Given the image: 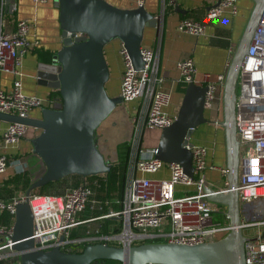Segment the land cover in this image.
Here are the masks:
<instances>
[{
	"label": "built area",
	"instance_id": "obj_1",
	"mask_svg": "<svg viewBox=\"0 0 264 264\" xmlns=\"http://www.w3.org/2000/svg\"><path fill=\"white\" fill-rule=\"evenodd\" d=\"M7 1L0 0V73H11L13 81L9 89L0 87V112L29 117L34 109L51 106L60 97L55 93L43 99L23 92L22 60L27 52L38 46L39 41L28 37L32 23L29 19L17 20L10 31L3 29ZM48 1L33 0L35 4ZM214 1L206 12L207 19L218 17L226 9L233 14L237 12V0ZM135 3L136 7L144 6L145 0H135ZM177 3L178 0H159L158 10L153 14L156 29L153 43L140 46L144 62L141 69H135L126 49L122 44L119 47L123 64L119 105L122 107L137 101L128 116L129 152L123 172L122 197L118 198L121 208L116 211L107 209L110 201L99 197L100 178H105L103 174L94 178L80 176L76 186L71 185V178L69 185L58 194H38L32 191L26 196V189L20 185L15 186L16 190L13 189L11 196H0L1 263H21L20 252L12 248V235L16 206L26 199L33 215L31 237L38 250L47 251L57 246L62 251L77 252L83 244L95 242L124 247L144 242L193 245L215 241L229 232L231 227L227 213H224L227 219L225 223L214 221L212 214L217 211L211 206L205 192V187L214 189L204 176L208 167L206 146L194 144L191 136L184 138L182 147L189 150L192 157L194 176L189 177L180 164L157 159V146L145 148L141 143L144 129L162 130L176 118V115L164 110L169 104L170 94L162 88L164 76L159 71V60L163 20L167 10ZM177 29L200 36L205 33V24L184 17L179 20ZM68 35L72 39L85 36L82 32ZM176 68L178 81L184 86L189 83L206 86L204 110H211L217 84L224 81V75L219 74L213 78L210 73L203 72L202 77L197 78V68L190 56L179 60ZM215 124H219V121L215 120ZM235 127L240 157L236 189L240 204V228L246 238L245 263L264 264V8L236 81ZM29 129L38 130L20 122L0 120V174L10 167H14L16 173L28 170L26 157L17 156L10 149H18ZM163 168L168 170L166 176H151ZM210 168L218 170L222 176L228 173L226 166L210 165ZM85 211L92 214L80 218ZM105 219L114 220L109 223L108 233L102 232V221ZM92 222L94 225L83 236H71L74 228Z\"/></svg>",
	"mask_w": 264,
	"mask_h": 264
},
{
	"label": "water",
	"instance_id": "obj_2",
	"mask_svg": "<svg viewBox=\"0 0 264 264\" xmlns=\"http://www.w3.org/2000/svg\"><path fill=\"white\" fill-rule=\"evenodd\" d=\"M13 1V0H11ZM59 9L62 46L50 61L37 65V82L58 91L59 100L39 109V116L19 117L0 112V120L20 122L39 133L30 139L32 152L43 163V172L34 178L25 195L49 182L77 174L107 173L109 162L98 148L95 132L98 126L120 104L121 98L110 96L106 83L110 71L104 46L117 39L126 49L135 69L144 62L140 55L144 30L154 27L153 13L144 6L120 8L107 0H54ZM219 2V1H218ZM264 3L257 2L225 74L222 95L225 132L226 186L205 187L207 199L226 206L230 230L225 236L199 244L144 242L128 247L95 242L80 252L62 251L59 247L38 250L31 237L33 215L26 199L16 206L12 235L20 264H92L96 260H115L122 264H246L245 236L240 228L238 180L240 175L239 141L235 127L236 81L241 63L259 20ZM175 11L183 12L179 7ZM85 36L72 39L68 33ZM206 86L189 83L174 122L161 130L155 157L167 163H178L193 177L191 152L182 147L185 137L208 119L204 114Z\"/></svg>",
	"mask_w": 264,
	"mask_h": 264
},
{
	"label": "crops",
	"instance_id": "obj_3",
	"mask_svg": "<svg viewBox=\"0 0 264 264\" xmlns=\"http://www.w3.org/2000/svg\"><path fill=\"white\" fill-rule=\"evenodd\" d=\"M111 4L120 8L136 7L135 0H107ZM214 0H178L176 6H179L183 12L175 11V7L169 8L163 20L161 34V50L159 60V71L164 76L162 88L170 94L169 104L164 110L172 115H176L180 107L183 92L180 87L184 84L178 81V71L176 63L190 56L197 68V78L202 77L203 72H208L213 78L223 74L225 78L231 58L236 47L244 33L245 27L253 13L257 2L264 3V0H237V12L232 13L229 9L223 11L221 15L214 19H207L206 12L214 4ZM159 0H145L144 7L150 13H156ZM59 9L54 0L43 4H35L33 0H8L4 17L5 31H10L19 19L31 20L28 37L31 40H38L39 44L34 49L25 54L21 64L22 87L23 92L30 95H37L47 99L55 94V90L37 82V65L39 62L50 61L55 52L62 46L61 29L58 20ZM191 18L205 24V33L200 36H194L186 32L179 31L177 24L182 18ZM156 34L154 27H147L144 30L142 45L150 46L153 43ZM120 42L117 39L112 40L104 46V53L109 65V79L106 83V90L110 96H117L120 89V76L123 69L122 58L119 54ZM13 75L8 72L0 73V87L9 89L12 85ZM223 82L217 84L213 108L205 110L206 123L198 125L191 134V140L194 144L204 145L207 148L206 160L208 167L204 171L206 180L214 189H221L226 186L227 175L222 176L216 169L210 168V165L218 167L226 166V146L225 132L221 125L223 121L222 95ZM137 101L126 103L122 106L125 110V118L134 110ZM30 116H39V109L31 111ZM215 120L219 124H215ZM114 125L116 124L113 122ZM38 130L29 129L25 138L19 143L18 149H10V152L17 156L26 157L28 162V183L43 172V163L41 159L32 152L30 139L36 136ZM129 133V127L127 136ZM157 146V143H151L145 148ZM20 157V160L22 161ZM16 173L14 167H10L3 174H0V196H11L13 187L6 188L3 181L8 176ZM161 173V175H158ZM168 174V170L163 168L152 174V177H163ZM158 175V176H157ZM61 183H64L61 182ZM10 187V186H9ZM23 188V187H22ZM21 188V189H22ZM25 189V188H23ZM189 189V188H185ZM182 190V189H179ZM178 190V194H180ZM103 199V198H102ZM119 202L118 199H115ZM92 213L85 211L81 213L80 218L90 216ZM114 220L102 221V232L104 225ZM94 223H86L74 228L71 235L80 237L85 234L88 228Z\"/></svg>",
	"mask_w": 264,
	"mask_h": 264
},
{
	"label": "rangeland",
	"instance_id": "obj_4",
	"mask_svg": "<svg viewBox=\"0 0 264 264\" xmlns=\"http://www.w3.org/2000/svg\"><path fill=\"white\" fill-rule=\"evenodd\" d=\"M124 113L125 110L120 105H118L115 108V110L112 111L110 115L98 126L95 132L98 148L103 153L104 157L109 162L112 163L113 166L112 177L115 176L116 179H119L122 176V170H123V164H119L120 157H119L118 146L124 141L127 142L128 139L127 134L125 136L120 135V133H122L124 128V127L121 128L123 124L122 123L123 119L120 118V116H124L125 115ZM113 122H115L116 124L114 125ZM160 133L161 130L150 129V128L144 129L141 135L142 146L147 147L151 143H155V142L158 144ZM115 135L117 137H115ZM158 175H161V173H159ZM71 178H72L71 176L65 177L63 179L64 183H54L47 191L49 193H58L62 191L65 187L69 185V181ZM210 204L211 206L215 207L217 211L212 214L213 220L216 222L225 223L227 221L226 216L224 214L226 212V206L211 201ZM253 230L249 229L248 231H253ZM248 231L245 232L248 233ZM106 264H116V263L108 262Z\"/></svg>",
	"mask_w": 264,
	"mask_h": 264
},
{
	"label": "trees",
	"instance_id": "obj_5",
	"mask_svg": "<svg viewBox=\"0 0 264 264\" xmlns=\"http://www.w3.org/2000/svg\"><path fill=\"white\" fill-rule=\"evenodd\" d=\"M180 89H181V92H184L185 86L183 85L182 87H180ZM55 93L57 95H59L58 91H55ZM118 149H119V157H120V163L119 164H123L122 176L119 179H116L115 176L112 177L113 166L111 165V169L107 173H103L105 178L104 179L100 178V183H101L100 186L101 187H100V194H99V197L110 201V203L107 205V209H112L115 211L119 210L121 208V203L116 202L115 199L122 197V185H123V175H124L123 172L125 171V167H126V163H127V159H128L129 145L127 144V142L124 141L123 143H121L118 146ZM69 176H71L73 179L71 185L76 186L79 184L78 178L82 175L73 174V175H69ZM87 177L94 178V177H100V175L99 174L88 175ZM64 178L59 179L57 181L49 182L40 188L34 189L33 192L38 193V194H47V193H49L47 190L50 189V187L54 183H61V182H63ZM3 184L6 188L8 187L9 189H11V185L13 187H15V186L18 187L20 185L26 189L29 186L27 172L24 171V172H20V173H14V174L8 176V178H6L3 181ZM58 193H55V194H58ZM104 226H105L103 228L104 233H108L109 230H108L107 224H105ZM71 236L75 237L74 234H72ZM84 246H85V244H83L80 247V249L77 250V252H80L84 248ZM108 262H113L116 264H122V263L115 261V260H96V261L92 262V264H106ZM0 264H4V263L0 262Z\"/></svg>",
	"mask_w": 264,
	"mask_h": 264
},
{
	"label": "bare ground",
	"instance_id": "obj_6",
	"mask_svg": "<svg viewBox=\"0 0 264 264\" xmlns=\"http://www.w3.org/2000/svg\"><path fill=\"white\" fill-rule=\"evenodd\" d=\"M120 118H122L123 119V121H122V126H121V128H123V131H122V133H120V135L121 136H125L126 134H127V131H128V121H127V118H125L124 116H120ZM121 131V130H120ZM115 137H117L116 135H115ZM102 153V152H101ZM103 154V153H102ZM114 157V156H113Z\"/></svg>",
	"mask_w": 264,
	"mask_h": 264
}]
</instances>
